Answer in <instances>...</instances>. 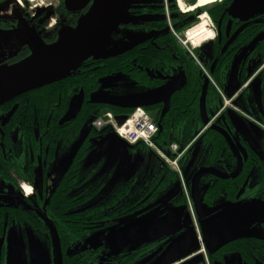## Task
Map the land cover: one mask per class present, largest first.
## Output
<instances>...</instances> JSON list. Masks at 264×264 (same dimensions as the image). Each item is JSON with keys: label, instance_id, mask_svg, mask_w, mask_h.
<instances>
[{"label": "flooded vegetation", "instance_id": "af4514ba", "mask_svg": "<svg viewBox=\"0 0 264 264\" xmlns=\"http://www.w3.org/2000/svg\"><path fill=\"white\" fill-rule=\"evenodd\" d=\"M174 1L178 0H134L129 13L139 20L132 24L123 22L120 26L126 24L134 26L145 31L146 35L122 49L109 48L102 51L103 46L98 53L100 57L121 53L117 59L116 69L108 68L106 65L103 67L106 61L97 64L99 60L91 57L92 60L89 58L84 61L77 72L72 70L67 74L66 79L61 81L57 79L40 88L17 95L0 105V185H3L4 190H0V264H29L26 245L20 241L17 234L18 228L21 230L25 227L29 229L26 230V234L32 243H30L32 264H42L38 246L33 240L36 231L55 235L56 246L57 241L60 245V254L58 248L57 253L62 264V249L58 235L61 221L73 226V229L69 227L72 231L79 225V231L85 233L79 238V242L71 246L70 251L75 252L77 248L80 250L81 245L84 249L100 246L98 256L101 263L123 261L124 254L111 259L101 257L102 242L95 246L85 244L87 238L95 231L123 218V208H120V218L95 221L90 216L93 212L91 209L107 200L90 207L85 205L88 198L97 192L98 186L88 188L85 180L90 177L91 171L84 176L81 175V171L95 161L94 155L100 149L105 134L92 130L89 136L85 135L86 132L81 136L63 135L65 129L78 124L80 113L84 112L86 103L91 102L92 93L112 94L110 91L118 85L117 74L120 72L130 74L133 78L134 84L140 88L136 94L162 88L171 82L182 84L170 98L163 96L160 101L143 108L159 124L161 114L167 106L162 121L169 120L172 127L180 123L177 119L180 112L186 113L182 115L183 124H202L203 128V118L208 119L212 127L198 131L194 136L195 142L203 135L206 137L205 132L208 130H217V133L228 142L230 153L227 156L232 158L237 166L236 171L229 175L246 172L249 180L254 170L258 172L260 181L251 187H255L257 194L243 198L260 196L264 199V144L261 149L255 150L236 129L232 118V114L243 116L256 126L264 128V11L242 20L229 13L232 0H217L206 10L209 14V11L217 7L216 19H212V28L210 27L214 36L198 46L194 44L190 46L189 40H192L189 37L187 44L182 40L185 31L191 27H187L188 21L197 18L198 13L196 10L181 15L174 11L171 13L169 10L174 6ZM186 2L192 4L196 0ZM43 4V1L30 4L27 0H0V32L22 33L30 40L41 39L45 44L52 45L58 41L60 30L68 26L75 27L80 16L89 7L82 11L70 12L65 7V0H51L45 6ZM172 28L182 35V40L175 36ZM170 32L177 39L175 43ZM33 53L29 44L19 45L13 49H1L0 69L26 60ZM205 86V99L202 102ZM81 91L84 93V99L80 112L74 119L61 121L69 110L72 98ZM224 96L229 98L226 106ZM203 106L205 116L202 114ZM219 130L225 132V136H222ZM73 145L72 152L66 158L61 157L63 148ZM242 145L244 153L239 151ZM129 154L130 148L127 158L130 164L128 169H131L134 163L131 162ZM103 157L121 163V158L111 155ZM112 165L113 163L110 167ZM76 167L78 171L77 174L74 173L76 176L72 182L73 186L67 194L73 200L69 203L72 214L69 218L61 219L57 182L65 170L73 172ZM175 178L176 175L171 170L160 178L155 177L154 182L142 196L131 201L127 199V187L118 191H123L120 194L126 192L125 202L141 204L131 216L135 213L141 214L139 211L148 210L157 194L165 189L164 184L167 181L170 184ZM262 182L263 185H260ZM22 184L30 188V193H26ZM117 192L113 195H118ZM179 202H182V199ZM115 203L117 206L123 205L120 195ZM115 203L112 201L110 205L115 206ZM63 206L66 205L63 203ZM95 211L100 213L101 210L97 208ZM103 212L100 214H104ZM188 214L189 224L181 232L193 228L189 210ZM186 216L187 214L180 220L176 217L174 219L184 224ZM197 219L199 230H202L204 236L202 239L204 251L199 249V253L195 251L176 264H184L193 259L194 264H264V243L247 238L255 236L264 240L263 237L238 236L214 247L209 243L213 230L202 227L198 211ZM110 220L113 221L109 222ZM154 221L162 222L155 218ZM92 228L95 229L88 231ZM177 236L179 233L175 236L158 237L156 245L151 243L154 245L153 249L149 247L141 259L130 264H143V258H153L155 253L160 263L162 257L180 243H182L180 251L195 247L196 236L193 239L176 240Z\"/></svg>", "mask_w": 264, "mask_h": 264}, {"label": "rangeland", "instance_id": "374dc122", "mask_svg": "<svg viewBox=\"0 0 264 264\" xmlns=\"http://www.w3.org/2000/svg\"><path fill=\"white\" fill-rule=\"evenodd\" d=\"M27 1L30 4L43 1V5L45 6L51 0ZM176 4L181 13L188 14L192 12L188 10L196 2L192 4L184 2V5L181 6L177 1ZM211 5L213 4L202 7L204 8L202 11H199L200 8L194 9L198 13V19L196 24L190 27L192 28L191 30L194 31L196 26L204 21H206L209 29L210 27L212 28V17L206 11ZM169 11L171 12V10ZM137 20L139 19H135L132 13H128L125 22L132 24ZM139 22H141V19ZM144 35H146L145 31L134 26L127 24L119 26L106 42L102 51H106L109 48L116 50L122 49ZM189 43H191L189 44L190 46H194L192 41L189 40ZM117 76L118 85L110 91L113 95L128 96L140 91V88L134 84L130 74L120 72ZM232 118H234L236 129L245 137L246 141L250 142L255 150L261 149L264 144V128L256 126L255 123L250 122L243 116L232 114ZM93 120V116L86 120L82 134L90 129ZM73 149L74 145L65 146L62 150L61 157L66 158ZM239 151L241 153L245 152L243 145L242 147L240 146ZM210 152V142L203 135L197 142H194L193 146L188 150V153L184 154L178 161V167L185 177L190 196L193 200L196 197V201L194 202H198L199 204L198 211L201 217L200 222L202 227L204 229L213 228V234L209 240L210 245L216 247L225 240L243 235H256L264 238V199L260 196L239 200H227L224 197H220L212 206L208 202L203 201L208 174L215 172L221 175H229L237 169V166L229 156L224 157L223 162L209 164ZM129 155L131 162L134 163L133 168L136 169L135 175L129 179L125 175L116 178V172L120 162L112 161L113 159L108 157L95 160L81 171L82 176L91 171L90 177L85 180L88 188L98 186L97 192L91 195L86 201V206L90 207L102 203L119 189L125 187L128 189L127 199L129 201L135 200L142 196L143 192L154 182L155 177L160 178L170 170L176 174L177 179L175 178L170 184L167 181L169 186H165V189H162L157 194L148 210L143 212L142 209L139 211L141 214L135 213L132 216L123 217L117 222L95 231L91 237L87 238L85 241L86 245L95 246L102 242L103 247L100 256L103 258H115L121 254L143 248L149 243L157 242L158 236H150L144 239H126L130 233L135 231L140 225L147 223L150 218L154 217L156 220L162 221L168 213L174 212L176 219L180 220L188 214V206L184 199L182 181L179 177L180 174L172 170L160 158L155 149L142 144L130 147ZM112 163L113 165L110 167ZM259 181L258 172L254 170L249 177L248 187L256 185ZM25 187L27 186L25 185ZM0 190L4 191L2 184L0 185ZM180 199H182V202H179ZM18 229L17 234L20 237V241L22 240L26 245L28 261L29 264H32L33 254L30 252L31 241L26 234V230L29 231V229L28 227L22 228L21 230L20 228ZM193 238V228L190 227L184 232L179 233L176 240ZM33 240L38 246L42 264H60L56 239L53 233L36 231L34 232ZM153 256L150 259L143 258V264H159V258L156 256V253Z\"/></svg>", "mask_w": 264, "mask_h": 264}, {"label": "water", "instance_id": "95a60500", "mask_svg": "<svg viewBox=\"0 0 264 264\" xmlns=\"http://www.w3.org/2000/svg\"><path fill=\"white\" fill-rule=\"evenodd\" d=\"M133 2L134 0H65V7L70 12L82 11L86 7H89L80 16L75 27L68 26L60 30L58 41L52 45L45 44L41 39L30 40L22 33L0 32V50L13 49L19 45L29 44L34 52L28 59L0 69V105L17 95L40 88L47 83L66 76L87 59L97 57L99 51L109 38L125 22ZM263 11L264 0H232L229 6V13L242 20H247ZM181 85L171 82L159 89L128 96H117L107 92H94L91 94L90 101L96 104L127 109L145 107L160 101V98L163 96H167V99L170 98L171 94ZM205 90L206 86L202 95V102L205 99ZM229 96L230 94H228ZM83 99V91L76 94L71 100L68 112L63 116L61 121L74 119L81 110ZM166 109L167 106L164 108L159 121V128L161 130L163 129L161 121L167 112ZM204 112L205 108L203 106V115ZM126 118L127 115L119 116V124H122ZM203 123L204 128L212 127L209 124V120L205 117L203 118ZM223 134L225 136V132ZM132 146L121 139L116 133L110 132L104 135L100 149L95 153L94 159H100L105 155L121 158L116 178L125 175L129 179L136 172V169L133 167L128 169L130 166L127 158L128 149ZM194 201H196V197ZM195 204L198 211L199 204L198 202ZM174 217V212L168 213L162 222H156L154 221V217H152L147 223L140 225L135 231L130 233L126 239H144L150 236H175L188 226L190 217L187 214L184 224L177 222ZM194 236H196L195 232ZM195 240V247L189 250L183 249L180 251L182 243L173 247L168 251L169 253L167 252L162 257L159 264H176L182 258L198 251L200 243L197 238ZM184 244L189 243L185 242ZM57 248L60 254L58 241ZM194 262L195 260L193 259L184 264H194Z\"/></svg>", "mask_w": 264, "mask_h": 264}, {"label": "trees", "instance_id": "16d2710c", "mask_svg": "<svg viewBox=\"0 0 264 264\" xmlns=\"http://www.w3.org/2000/svg\"><path fill=\"white\" fill-rule=\"evenodd\" d=\"M219 7H221V5H219ZM202 9L204 8H200L199 11H202ZM217 9V7H214V11L211 10L209 11V14L211 15L212 19L215 20V10ZM164 11V10H163ZM174 12H178L180 15L182 14L177 7L176 2L174 1V6L171 7V13ZM217 11V10H216ZM198 18H194L191 21H188V26L190 27L193 24H196ZM171 34V39L173 40V42L175 43L177 41V39L175 38V36L170 32ZM119 54H112L106 57H92L96 60H99L97 62V64L100 63H104L103 61H106L105 64L103 65V67L106 65V67L110 68L113 67L116 69V66L118 65V56ZM89 59V60H92ZM131 58H129L130 60ZM128 61H125V63ZM82 64H80L78 67H76L74 69V72H77V69L81 66ZM102 68V67H101ZM69 76V75H68ZM67 75L64 78H60L58 79L59 81L66 79ZM86 108L84 110V112L80 113V118L78 121V124H74L72 125L69 129H65L63 135L66 136V134L68 135V137H73V136H81V134L83 133L84 127L86 123V120L88 118H90L91 116H93L94 118L99 115L100 113H102L105 110H112L115 113H122V114H126L129 115L132 113L133 109H126V108H119V107H114L111 105H105V104H95V103H91L88 102L86 103ZM180 116L177 117V119L180 121L179 124H174V127L171 126V124H169V120L163 119L162 121V125H163V129L161 130L159 128V131L156 135V137L154 138L158 147L164 151L167 154H170L171 152L170 150V146L173 143H177L178 145L184 147L187 144H189L193 139L196 133H198V131H200L202 129V124H183L182 121L184 120L182 118V115H186V113H178ZM196 129V131H195ZM92 130H94L97 133H101V134H107L109 132H111V130H109L108 128L104 129V130H96L94 129L92 126L90 127L89 130L86 131L85 135L89 136L92 133ZM220 131V134H222V136H224L223 132ZM185 132V135H184ZM205 134L207 135L206 137L209 138L208 141H210L211 144V152H210V156L208 159V163H214V162H223V158L226 157L227 155H229L230 153V149L228 146V142L225 140V137H221L218 133L217 130L212 131V130H208V132H205ZM139 145V144H137ZM193 146V145H192ZM171 156V155H170ZM79 165V164H78ZM77 165V167H78ZM77 167L76 169H74L73 172H66L67 170H65L62 175L59 177L58 179V185L57 188H59V192H58V199H59V204L61 205L59 211H60V218L62 219L63 217L65 218H69L71 216V208L69 206V203L73 202L72 197L67 196L71 186H73V180L74 177L76 176L74 173L77 174ZM248 174L246 172L244 173H239L237 175H219L216 173H210L207 176V183H206V187H205V192L203 195V201H206L209 203V205H214L215 202L220 198V197H224L227 200H239L243 197H246L248 195H255L257 194V190L255 189V187L251 188H247V178ZM165 186H167V182L164 184ZM263 185V182L260 184ZM120 192L123 191H118L117 194L121 196V203H123V205L121 204V206H117L115 201L116 198L118 197V195H113L111 198L107 199V201L101 205H99L98 207H93L91 209V218L95 221L99 220V221H106L108 219H113L116 220L118 219V217L120 218L119 215V209L123 208V213L122 216L123 217H127V216H131V214L133 212H136L137 209H139V207L141 206V204H137V202H125L124 200H126V195L124 192V194H120ZM124 198V199H123ZM119 200V199H118ZM114 201V205L115 206H111L110 203ZM64 205L66 206H63ZM69 206V207H68ZM97 208H99L101 212L103 211H108L103 212L104 214H100L97 213L98 211H95ZM83 213V212H82ZM86 213H88V211L86 210ZM97 215V216H96ZM110 220L109 222L113 221ZM94 224V223H91ZM73 229V226L71 225H66V223L62 222L60 223V230L58 232L59 238H60V243H61V249H62V264H103L100 262V258L98 256V249L100 248V246H97L95 248H85L81 245V249L79 250L78 248L75 249V252L70 251L71 246H73V244L75 242H77L79 240V238L84 235V231L80 232L79 228L80 226L77 225L74 229V231H72L70 228ZM95 228L92 229H88V231H93ZM83 237V236H82ZM81 237V238H82ZM248 239L251 240H259L262 243H264V240H262L261 238L255 237V236H250L247 237ZM80 241V240H79ZM78 241V242H79ZM156 245V243H154ZM103 244H101L102 246ZM154 248V245H152L150 243V245H146L143 248H139L136 249L133 252H130L128 254H124L123 256V261L122 262H118L116 260L111 261L109 264H130L132 261H138L139 259H141L143 253L148 249V248ZM83 248V249H82ZM140 257V258H139Z\"/></svg>", "mask_w": 264, "mask_h": 264}, {"label": "built area", "instance_id": "2783aa9c", "mask_svg": "<svg viewBox=\"0 0 264 264\" xmlns=\"http://www.w3.org/2000/svg\"><path fill=\"white\" fill-rule=\"evenodd\" d=\"M173 33L182 40V37L178 35L175 30L172 28ZM193 30L187 31V37H189L190 33ZM184 44H187V39L182 40ZM224 100L226 105L229 103V100L224 96ZM92 126L96 130H101L104 128H108L109 130L114 131L121 139H123L125 142L129 144H138L142 143L146 146L155 149L160 156V158L169 165L172 170L177 171L180 174V179L182 181V186L184 190V195L187 200V204L189 206V209L192 214L193 222L196 228V232L198 234L197 238L202 242V236L199 232L198 223L196 220V215L194 211V205L188 190L187 183L185 181V177L181 173L179 167H178V161L180 160L183 153L188 149L190 144L186 146L183 150H180V146L177 143H173L170 146V154L165 153L162 151L156 141L155 137L159 131V126L155 119H153L152 115L147 112L143 107H137L133 110L131 114H129L126 118V120L119 124L118 122V115L111 111V110H105L99 115H97L93 122ZM171 155V156H170ZM23 188L26 190V187L23 186ZM202 246V245H201ZM204 250V248H202Z\"/></svg>", "mask_w": 264, "mask_h": 264}, {"label": "bare ground", "instance_id": "6f19581e", "mask_svg": "<svg viewBox=\"0 0 264 264\" xmlns=\"http://www.w3.org/2000/svg\"><path fill=\"white\" fill-rule=\"evenodd\" d=\"M186 1L187 0H179L178 2L181 6H183L184 2H186ZM215 1H217V0H196V4L191 9H189L188 11H192L196 8L208 6L212 3H214ZM189 35H190L189 38L192 40V43L195 46H198L202 42L211 39L214 36V33L212 32V30H210L207 27V23H206V21H204V22H201L198 26H196V29L194 31H192ZM26 189L28 190V193H30L31 190L28 186L26 187Z\"/></svg>", "mask_w": 264, "mask_h": 264}]
</instances>
